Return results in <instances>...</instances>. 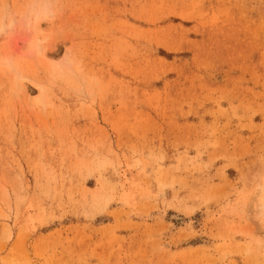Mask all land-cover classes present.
Returning a JSON list of instances; mask_svg holds the SVG:
<instances>
[{"label": "rangeland", "instance_id": "obj_1", "mask_svg": "<svg viewBox=\"0 0 264 264\" xmlns=\"http://www.w3.org/2000/svg\"><path fill=\"white\" fill-rule=\"evenodd\" d=\"M258 187L264 0H0V264H264Z\"/></svg>", "mask_w": 264, "mask_h": 264}, {"label": "bare ground", "instance_id": "obj_2", "mask_svg": "<svg viewBox=\"0 0 264 264\" xmlns=\"http://www.w3.org/2000/svg\"><path fill=\"white\" fill-rule=\"evenodd\" d=\"M43 13V12H42ZM42 16H44V15H42ZM39 17V16H38ZM41 17V16H40ZM40 20L42 19V18H39ZM38 21V20H37ZM38 23V22H37ZM30 45H31V43H30ZM259 188V187H258ZM257 192H258V197H259V203H258V208L259 209H261V211H263L264 212V191H263V189L262 188H259L258 190H257Z\"/></svg>", "mask_w": 264, "mask_h": 264}]
</instances>
